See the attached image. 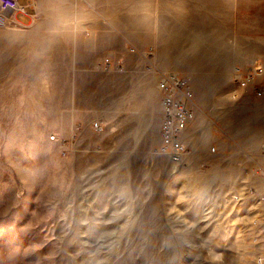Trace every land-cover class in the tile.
I'll list each match as a JSON object with an SVG mask.
<instances>
[{
    "label": "rangeland",
    "instance_id": "rangeland-1",
    "mask_svg": "<svg viewBox=\"0 0 264 264\" xmlns=\"http://www.w3.org/2000/svg\"><path fill=\"white\" fill-rule=\"evenodd\" d=\"M0 36V264H264V0H42Z\"/></svg>",
    "mask_w": 264,
    "mask_h": 264
},
{
    "label": "built area",
    "instance_id": "built-area-1",
    "mask_svg": "<svg viewBox=\"0 0 264 264\" xmlns=\"http://www.w3.org/2000/svg\"><path fill=\"white\" fill-rule=\"evenodd\" d=\"M33 6V1L29 2V7ZM20 15L30 18L34 16L27 13V7L23 6L20 0H0V27L11 25L16 28L26 27L19 19ZM261 70H254V74L245 79H239V85L246 88L254 82ZM255 83V82H254ZM159 90L162 93L163 123L161 127L163 150L168 152L175 162H179L185 154V146L182 143L181 135L186 131L193 118L189 104L194 99V94L190 90L188 81L180 77H167L159 83ZM262 92L257 96L262 97ZM263 263L262 260L259 261Z\"/></svg>",
    "mask_w": 264,
    "mask_h": 264
},
{
    "label": "crops",
    "instance_id": "crops-1",
    "mask_svg": "<svg viewBox=\"0 0 264 264\" xmlns=\"http://www.w3.org/2000/svg\"><path fill=\"white\" fill-rule=\"evenodd\" d=\"M32 1H33V6L32 7H29V2L27 4H22V5L25 6V7H27V13L29 15L34 16V17L33 18H30L29 16H26V15H20L19 16V18L21 16H23L24 18H26L28 20V22L26 24L24 23L26 27H28L29 25H31L32 23H34L35 18L38 17L39 10L42 7V0H32ZM39 22H40V20H39ZM2 29H3V27H0V32H1ZM0 44L1 45L5 44V46H7V42L6 41H3V37H1V36H0Z\"/></svg>",
    "mask_w": 264,
    "mask_h": 264
},
{
    "label": "bare ground",
    "instance_id": "bare-ground-1",
    "mask_svg": "<svg viewBox=\"0 0 264 264\" xmlns=\"http://www.w3.org/2000/svg\"><path fill=\"white\" fill-rule=\"evenodd\" d=\"M93 40V39H92ZM176 68H180V66H176ZM156 75V74H155ZM260 79V78H259ZM150 80V79H149ZM155 81V80H154ZM152 82V81H151ZM258 82V81H257ZM156 86V85H155ZM160 97L162 98V94L161 91L159 90V87H157V89H151L150 90V100L151 103L153 101V104L155 106V102L157 103V101H159L158 99H160ZM152 105V104H151ZM155 108V107H154ZM153 110V109H152ZM193 131H189L186 134V139L190 140L193 137ZM159 140V139H158Z\"/></svg>",
    "mask_w": 264,
    "mask_h": 264
}]
</instances>
